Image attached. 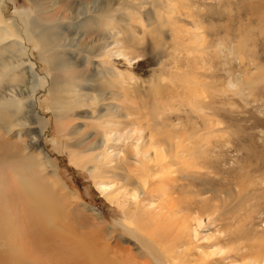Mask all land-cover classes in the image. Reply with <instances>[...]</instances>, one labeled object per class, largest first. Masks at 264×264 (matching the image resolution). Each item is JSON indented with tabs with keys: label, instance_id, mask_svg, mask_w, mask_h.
I'll return each mask as SVG.
<instances>
[{
	"label": "rangeland",
	"instance_id": "1",
	"mask_svg": "<svg viewBox=\"0 0 264 264\" xmlns=\"http://www.w3.org/2000/svg\"><path fill=\"white\" fill-rule=\"evenodd\" d=\"M84 5L94 12L66 27V17H75ZM0 13L10 20L37 18L58 59L52 66L48 57L41 58L37 43H30L37 84L45 82L43 89L38 86L36 105L49 123L39 147L69 194L57 205V219L67 225V233L90 238L112 232L109 245L118 264H156L135 251L119 230L126 213L157 248L176 245L185 264H264V0H0ZM102 16L116 19L113 33L119 31L129 58L112 54L109 60L127 63H115L116 71L134 79L112 102L129 116L118 117L122 127L116 125V130L137 125L136 130L118 141L119 162L105 180L124 208L110 203L90 173L75 166L66 152H80L94 138L102 141L103 131L85 114L86 107L65 110L68 131L59 140L47 91L54 81L64 90L66 106L78 94L108 91L94 67L63 41L79 32L83 45L95 46L110 29L101 23ZM9 50L13 48L5 47L0 56ZM18 76L20 84L24 75ZM105 113L98 108L96 115ZM76 140L85 144L67 147ZM171 141L181 147L172 158L155 156ZM144 146V192L130 197L141 169L135 148ZM43 174L44 181L53 180L47 171ZM124 176L130 178L125 184L118 181ZM0 243V264H22L5 251V241ZM36 255L26 263L49 264Z\"/></svg>",
	"mask_w": 264,
	"mask_h": 264
},
{
	"label": "bare ground",
	"instance_id": "2",
	"mask_svg": "<svg viewBox=\"0 0 264 264\" xmlns=\"http://www.w3.org/2000/svg\"><path fill=\"white\" fill-rule=\"evenodd\" d=\"M88 12H94V9L82 6L75 17H66L69 22L65 26L70 27L71 22L76 25L81 21L80 17H84ZM28 17L30 18V16L18 15L10 20L0 13V51L5 47L13 48V50L7 51L9 55L0 56V239L7 243L5 251L13 257L11 259L18 258L17 260L22 264H27L26 258L30 261V257L36 254V256H45V260L49 264H118L117 252L113 251L109 245L112 232L109 235L104 234L103 237L102 234H94L90 238L76 236L67 233L68 231H65L67 225H61L60 220L57 219H60L61 216V210L58 207L59 204L61 205V199L69 197V194L57 177V172L49 156L41 152L39 147V139L49 123L36 105L40 90L38 86L44 87L45 82L37 84L39 78L30 53H28L30 43L32 41L37 43L38 48L41 49V58L48 57L52 66L58 59L52 49L53 43L43 32L44 26L41 27L37 18L29 19ZM127 20L131 19H123V21ZM100 21L102 24H108L110 29H106L105 37L101 42L99 39L95 41L97 42L95 46L87 48L86 43L83 45L79 32L69 40L63 38V41H69L65 46L72 47L78 52V57L84 63L94 67L98 78L101 82L103 81L101 87L108 88V91L99 96H89L86 93L78 94L75 96V100L67 106L64 102L65 97L61 96L64 90H61L58 85L56 86L54 81L47 91L51 95V110L54 111L59 140L68 131V118L65 110L67 112V110L72 111L76 108L86 107L88 110L85 111V114H89L90 121L93 120L94 124L103 131L102 141L97 143V139L94 138L89 144L90 147L88 145L83 147L84 151H71L66 148V152L69 153L75 166L90 173L94 186L110 203L124 208V204L121 205V202L116 198L115 192L110 190L111 184L105 180L115 170L113 163L119 162L121 150L117 151L118 141L125 137L128 139V136H132L136 130L137 125L124 128L121 131L116 130V125L122 127L118 117L125 116V119L129 116H127L128 113H121L123 111L117 101L112 102L114 94L121 93L123 87L129 86L134 79L132 75L125 77L118 73V70L116 71L115 63H122V65L127 63L109 60V56L112 54L115 57H117L116 55L123 57L124 60L129 59L125 51L126 48L124 49L122 43L119 42L121 40H118L119 31L113 33L118 28H116V19L102 16ZM114 21H116V25ZM19 73L24 75L20 83L23 84V87L17 80L18 77L20 78ZM121 98L122 96L116 100H121ZM118 103L120 102L118 101ZM98 108L105 109L106 113L100 116L96 115ZM95 115L97 122L94 120ZM139 134H141L140 131ZM84 144V141L76 140L73 144H67V147L72 149L71 147H82ZM147 148L148 146L140 147V149L135 148L141 169L138 172L140 177L137 186L133 188V193L129 194L130 197H137L144 192L143 183L148 176L147 159H145ZM179 148H181L180 143L177 144L176 141L163 143L162 150L155 151V156L161 157V159L164 156L172 158ZM31 151L32 153L33 151L37 152L38 156L31 157L32 154L29 155ZM45 171L50 173V177L54 176L51 182L44 181L43 173ZM129 180L128 176H124L118 181L125 184ZM56 190L64 191V193L57 196ZM69 193L73 198L78 199L76 193ZM125 214V221L118 223V227L125 233L123 235L131 240L135 251L139 252L141 256L149 255L151 261L156 264H185L176 245L167 249L166 247H164L165 249L161 248V245L157 248L154 238L136 230L134 216L128 217ZM94 215L97 217L96 213ZM56 232L57 235H55ZM19 247L22 248V252ZM151 249L154 251L152 252ZM17 251H20L21 254H16ZM0 254L3 256L4 252Z\"/></svg>",
	"mask_w": 264,
	"mask_h": 264
}]
</instances>
